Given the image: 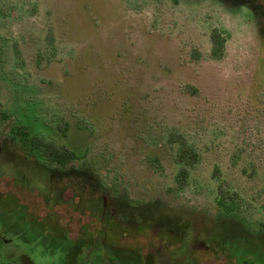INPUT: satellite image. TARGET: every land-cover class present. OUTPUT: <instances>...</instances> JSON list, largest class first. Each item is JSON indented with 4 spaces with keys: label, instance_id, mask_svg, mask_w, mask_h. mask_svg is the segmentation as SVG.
Segmentation results:
<instances>
[{
    "label": "rangeland",
    "instance_id": "rangeland-1",
    "mask_svg": "<svg viewBox=\"0 0 264 264\" xmlns=\"http://www.w3.org/2000/svg\"><path fill=\"white\" fill-rule=\"evenodd\" d=\"M214 29L226 39L220 60L210 58ZM0 49V142L8 144L0 148V231L12 250H28L34 264L62 259L50 228L51 177L10 151L11 129L24 126L81 151L75 168L93 165L104 185L136 203L213 213L219 188L235 194L228 217L237 219L211 237L240 238L234 254L264 263V235H239L244 220L264 232V46L245 10L206 0H0ZM170 137L200 156L177 192ZM56 213L74 237L79 216L67 205ZM151 242L117 244L146 251Z\"/></svg>",
    "mask_w": 264,
    "mask_h": 264
},
{
    "label": "flooded vegetation",
    "instance_id": "flooded-vegetation-1",
    "mask_svg": "<svg viewBox=\"0 0 264 264\" xmlns=\"http://www.w3.org/2000/svg\"><path fill=\"white\" fill-rule=\"evenodd\" d=\"M170 1L194 4L199 0ZM206 1L215 3L225 12L245 10L256 28L258 43L264 46L263 0ZM25 128L29 136L28 141L34 138L40 139L31 128ZM12 134L17 139H12L14 149L11 148L10 151H19L26 161L34 160L36 165L43 168L51 177L48 189L49 192L57 195V200L51 209L53 220L50 221L52 223L50 228L54 233L58 232L54 235L53 241H57L60 245V247H55L58 249L55 251L62 254L59 264H206L210 258L223 264H264L262 260H258L257 263L254 261L256 259L250 260L247 254H244V257L234 254V244L240 246L238 242L240 238L236 239V243L227 242L226 238L212 239L213 232L216 233L217 229L226 225L227 221L237 219L228 217L234 215V212L228 214L217 204L216 212L211 213V211L180 206L174 209L161 200L136 203L127 196L124 190H118L114 184L104 185L99 180L93 165L86 168L82 166L75 168V164H80L85 159L81 151H75L78 159L64 167L42 163L46 159L43 154L37 153L30 143L25 147L19 132H12ZM5 145L8 144L4 140L0 142L1 153L4 152ZM56 146L69 147L67 143ZM176 165L179 167L177 163ZM178 172L179 169L177 174ZM177 174L175 176L176 187L172 189L174 192L183 189L177 186ZM67 191L72 197L68 203H65L61 198ZM15 199L16 204L20 206L21 204L29 205L18 197ZM66 205L79 216L74 237L70 235L68 220L56 213L57 209ZM43 207L46 209L44 203ZM27 213L30 219L35 215L30 213L29 209ZM29 218L26 217V219ZM43 218L38 217L37 220L40 222ZM243 224L246 225H241L240 237L253 239L254 236L258 238L259 235H264L263 231L258 232L245 220ZM135 236L145 238L148 242L151 240L153 243H149L151 245L146 248V251L117 244L120 239ZM9 244L13 246L9 247ZM15 248L18 246L5 239L0 231V264H34L28 250L20 249V252L12 250Z\"/></svg>",
    "mask_w": 264,
    "mask_h": 264
},
{
    "label": "trees",
    "instance_id": "trees-1",
    "mask_svg": "<svg viewBox=\"0 0 264 264\" xmlns=\"http://www.w3.org/2000/svg\"><path fill=\"white\" fill-rule=\"evenodd\" d=\"M209 39L211 43L210 58L212 60H220L224 55L225 37H223L218 30L214 29L211 31ZM3 115L6 117L4 113ZM66 129L67 126L61 129L63 137H65L67 132ZM11 131L14 133L19 132L25 147L30 143L37 153H41L45 156L46 159H44L42 163L56 164L59 167H64L78 159L76 152L69 149V147H57L53 142L43 141L41 138H34L28 141L29 136L25 127L13 128ZM168 141L178 146L176 163L179 165V172L176 177V183L178 188L181 189L188 181V169L198 163L200 156L194 149L186 144L182 137H177L176 139L170 137ZM84 156L83 154V158ZM236 198L235 194H229L227 191H223L222 188H219V197L216 200V204L229 214L236 210Z\"/></svg>",
    "mask_w": 264,
    "mask_h": 264
}]
</instances>
